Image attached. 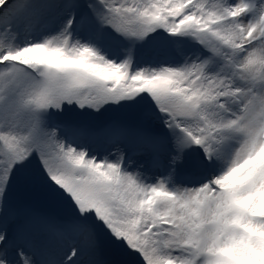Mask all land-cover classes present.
Segmentation results:
<instances>
[{
	"label": "snow or ice",
	"instance_id": "1",
	"mask_svg": "<svg viewBox=\"0 0 264 264\" xmlns=\"http://www.w3.org/2000/svg\"><path fill=\"white\" fill-rule=\"evenodd\" d=\"M0 264H264V0H0Z\"/></svg>",
	"mask_w": 264,
	"mask_h": 264
},
{
	"label": "rangeland",
	"instance_id": "2",
	"mask_svg": "<svg viewBox=\"0 0 264 264\" xmlns=\"http://www.w3.org/2000/svg\"><path fill=\"white\" fill-rule=\"evenodd\" d=\"M185 50H189V47L186 46ZM177 58L176 49L170 45L161 46L153 43L143 48L140 52V59L143 61L175 60ZM62 118L81 125L92 134L94 142L98 144L105 142L106 130L113 124L126 126L144 124L150 126L146 116L142 115L137 109L129 108L113 107L100 114L74 111L66 113ZM133 155L137 159L143 158L142 156ZM9 208L12 214L9 215L8 219L10 225L13 226L25 224L29 214L32 213L54 215L59 214L63 210L62 206L53 197L33 186H18L15 188L10 197ZM22 218L24 220H21Z\"/></svg>",
	"mask_w": 264,
	"mask_h": 264
},
{
	"label": "bare ground",
	"instance_id": "3",
	"mask_svg": "<svg viewBox=\"0 0 264 264\" xmlns=\"http://www.w3.org/2000/svg\"><path fill=\"white\" fill-rule=\"evenodd\" d=\"M25 216H26V215H25ZM22 220H24V218H23Z\"/></svg>",
	"mask_w": 264,
	"mask_h": 264
}]
</instances>
